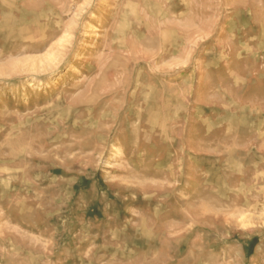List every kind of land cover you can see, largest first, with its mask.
Here are the masks:
<instances>
[{
	"label": "rangeland",
	"instance_id": "obj_1",
	"mask_svg": "<svg viewBox=\"0 0 264 264\" xmlns=\"http://www.w3.org/2000/svg\"><path fill=\"white\" fill-rule=\"evenodd\" d=\"M0 264H264V0H0Z\"/></svg>",
	"mask_w": 264,
	"mask_h": 264
},
{
	"label": "trees",
	"instance_id": "obj_2",
	"mask_svg": "<svg viewBox=\"0 0 264 264\" xmlns=\"http://www.w3.org/2000/svg\"><path fill=\"white\" fill-rule=\"evenodd\" d=\"M255 240H257V239H255Z\"/></svg>",
	"mask_w": 264,
	"mask_h": 264
}]
</instances>
